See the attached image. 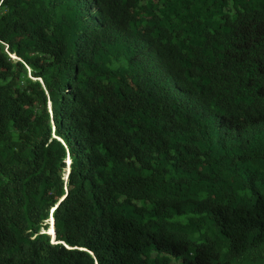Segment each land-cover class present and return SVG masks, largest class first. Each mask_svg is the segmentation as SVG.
I'll use <instances>...</instances> for the list:
<instances>
[{"label":"trees","instance_id":"16d2710c","mask_svg":"<svg viewBox=\"0 0 264 264\" xmlns=\"http://www.w3.org/2000/svg\"><path fill=\"white\" fill-rule=\"evenodd\" d=\"M0 264H264V0H0Z\"/></svg>","mask_w":264,"mask_h":264},{"label":"clouds","instance_id":"9594fccd","mask_svg":"<svg viewBox=\"0 0 264 264\" xmlns=\"http://www.w3.org/2000/svg\"><path fill=\"white\" fill-rule=\"evenodd\" d=\"M6 52L9 54V56H10L12 59H14V60H18V61H21V62H22V59L19 58L17 55H15V54H11L10 52H8V47H6ZM28 71H29V74H30L31 70L29 69ZM41 82H42V81H41ZM49 109H51V103H49ZM54 137H55V135H54ZM67 158H69V159H70V162L72 163L71 158H70L69 155L67 156ZM67 158L65 159L66 169H65V172H64V175H63L65 183H67V181H68V177H69V173H70V171L68 170V168L71 170V168H70V167H71V163L67 162ZM67 171H68V174H67ZM66 174H67V178H65V177H66ZM65 190L67 191V187H65ZM62 200H63V199H62ZM62 200H61V201H62ZM55 209H56V208H53V209L50 211L49 218L45 221V225H47V228H43V229L41 230V233H42V234H45V235H47V236L50 238V241H51L52 244H58V243H59V242H57V240H56V227H55V217H54ZM51 219H54V232H55V236H54V234H53V237H52V235L49 233V231H50V227H51V225H52L51 222H50ZM53 239H55V242L53 241ZM60 243L63 244L64 246H66L67 248H70V247H68L64 242H60ZM80 250H83V249H80Z\"/></svg>","mask_w":264,"mask_h":264}]
</instances>
